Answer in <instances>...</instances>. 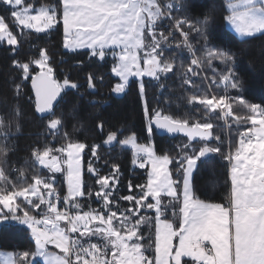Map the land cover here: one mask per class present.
<instances>
[{"label":"snow or ice","instance_id":"obj_1","mask_svg":"<svg viewBox=\"0 0 264 264\" xmlns=\"http://www.w3.org/2000/svg\"><path fill=\"white\" fill-rule=\"evenodd\" d=\"M0 5L8 14L0 15V43L14 46V50L21 43L9 27V17L21 31L37 34L50 32L62 21L64 49L100 61L113 58L111 72L119 81L112 92L118 95L136 83L144 97L152 86L150 81L163 90L169 74L185 68L186 52L191 59L183 84L196 90L188 104L203 106L206 117L189 113L176 118L151 109L145 100L150 136L155 125L164 133L187 138L176 156L158 154L153 143H139L135 133L120 140L116 132H108L104 146H130L132 163L149 169L144 184L128 182L129 191L136 188L138 194L117 195L119 165L105 174L103 166L94 163L102 159L98 155L102 145L72 141L67 132L65 145H45L31 153L50 175L34 174L28 181L24 170H6L0 161V232L28 231L34 243L33 249L4 254V264H39L40 260L43 264H264V105L242 95L233 53L211 42L214 13L191 18L190 10L200 7L194 0H62L59 7L0 0ZM221 7L223 20L237 40L264 36V0H223ZM176 32L182 40L174 39ZM37 53L29 62L14 60L13 64L22 70L24 80L31 79L35 111L43 114L55 134L63 122L55 110L58 98L70 90L78 91L80 85L67 76L62 81L56 78L46 48H38ZM31 65L39 71L33 74ZM205 65L213 73L211 82L203 78L197 84L194 78L200 72L196 69ZM133 77L138 81L131 80ZM94 79L89 74V89H95ZM212 85L222 87L224 94H207L204 90ZM21 87L16 85L17 93ZM229 90L236 94L229 95ZM234 106L246 114L236 113ZM229 118L237 126L250 127L238 131L236 146L233 149L229 144L225 152L221 136L214 134L217 125L213 120L228 123ZM12 123L5 126L0 118V157L6 158L11 150ZM15 126L19 131V125ZM97 127L103 133L102 121ZM86 149L93 158L87 168L93 184L84 177ZM211 154H221L230 166L225 203L202 199L194 185L200 162ZM12 173L17 174L15 179ZM56 173L64 174L66 193L56 186ZM50 245L58 251L50 250Z\"/></svg>","mask_w":264,"mask_h":264},{"label":"trees","instance_id":"obj_2","mask_svg":"<svg viewBox=\"0 0 264 264\" xmlns=\"http://www.w3.org/2000/svg\"><path fill=\"white\" fill-rule=\"evenodd\" d=\"M194 2L200 7L190 10L191 18H195L205 12L214 13L215 23L209 30V38L214 45L228 49L233 53L234 71L243 84L242 95L252 103L264 105V36H257L250 38L247 42H240L228 30L223 20L221 15L223 0H194ZM0 15L7 16L8 14L0 10ZM176 15L179 16L180 14L177 13ZM7 22L21 43L15 50L14 46L3 45L0 47V118H3L5 126H7L9 121L13 122L8 137L11 150L6 158L0 157V161L3 162L6 170L13 168L24 170L28 181L31 180L34 174L39 175L38 166L31 155L33 149H42L45 145L52 146L54 141H65V132L69 134V138L72 141L84 142L88 145H102L103 139L110 131L116 132L120 140L135 133L139 142H146L147 118L144 114L145 100L151 109L161 111L163 114L183 118L190 113L197 118L206 119V117H203V106L188 104V100L196 90L189 85L183 84V75L186 73V68L191 59L185 54V68L178 70L176 75L169 74V79L165 81L166 86L163 90L156 86L155 82L151 81L150 84L152 86L147 87L146 96L144 97L140 95L136 85L131 87L122 99H113L110 105L103 103L105 101L89 104V102H85L84 99H80L75 94L67 93V97L63 98L55 107L57 116H62L63 122L59 132L54 134L47 126L48 120L35 111L31 79L24 80L22 70L13 64L14 60L21 63L29 62L37 55L38 48L50 47V41L47 36L37 35L34 32L30 33L26 29L21 31V29L13 25L10 17ZM24 36L29 38L24 40ZM193 42L195 43V38ZM80 56L82 55L69 54L70 59L83 61ZM98 66L95 61H90L79 68L72 65L74 71L72 78L76 79L85 75L89 70H98ZM196 71L200 72V76L194 78L197 84H200L203 78H207V83L211 82L213 73L206 65L203 69H196ZM18 84L22 86L19 93L16 91V85ZM103 84H106V82ZM109 86L110 84L107 85L108 89ZM204 91L209 95L224 94L223 88H217L215 85H212L211 89H205ZM235 94V90H229V95ZM29 97H32V99H29ZM197 108L200 109L199 112L195 111ZM17 109H19V113H17ZM234 111L241 115L246 114L245 110L239 106H234ZM101 121L104 124L103 133L97 127ZM228 121L233 126L230 144L234 149L238 139L237 132L243 131L247 125L237 126L231 118ZM213 123L217 125L214 128L216 131L219 127L218 121L213 120ZM16 124L19 125V131L16 130ZM221 126L224 134L225 128L222 122ZM155 141V148L158 154L168 152L172 155V151L168 148V142L157 136ZM225 141L226 137L224 136L223 146L226 152L227 145ZM0 142H2V137H0ZM85 153L90 155L87 149ZM98 155L102 158L100 160L108 163V165H101L103 169L107 170L104 172L105 174L112 170L113 165H119L120 183L117 186L119 192L116 194L125 195L128 192L126 187L129 181L133 185L146 182L149 169H141L132 163L134 155L132 156L129 148L107 149L102 146L98 149ZM176 155L178 153L173 156ZM87 158L89 157L87 156ZM228 170L229 164L220 157L217 158L210 155V158L206 161L200 162L199 170L196 171L194 176V185L202 199H209L210 202L215 203L226 202L224 197L228 188L226 183L229 178ZM16 175V173H12L13 179L16 178ZM84 175L86 179L90 177L87 172ZM92 180L94 181V178ZM131 193L132 191L128 192V194ZM0 248L20 253L33 249L34 243L28 231L11 230L0 232Z\"/></svg>","mask_w":264,"mask_h":264},{"label":"flooded vegetation","instance_id":"obj_3","mask_svg":"<svg viewBox=\"0 0 264 264\" xmlns=\"http://www.w3.org/2000/svg\"><path fill=\"white\" fill-rule=\"evenodd\" d=\"M56 3L57 7L60 6V0L58 2V0H52L50 4ZM57 31H53L51 32L47 37V39L50 41V45H52L51 47H47L46 49L48 50V54L51 57V64L52 66L57 69L58 68V72H56V78H58L60 80L59 77H61V73L64 75L62 76L63 78H65L66 76L69 77L72 81L75 80L74 82L78 83L80 85L79 90H70L67 93L71 92L73 93V95L75 94L76 96H78L80 99H84L85 102H89V104H93L90 103V101L92 100H96V101H106V105H110L113 101V99H122L124 96H126V94L128 93V91L125 94H115L112 92V87H114L115 83H117L119 81V78L115 77L114 74H112L111 72V67L113 66L114 60H112V58L107 57L104 61H100L97 58H91L85 55L80 56V58L83 61H79L76 59H70L69 54L70 55H76L73 54L71 52H69L68 50L64 49L63 45L61 43H59V31L56 33ZM55 43H57V45H55ZM87 51V50H85ZM90 61H95L99 66L98 70H89L85 73V75H82L76 79H73V67H83L84 64L89 63ZM71 64V65H69ZM71 66V67H70ZM102 68V69H101ZM60 70V72H59ZM89 74L93 75L95 77L94 79V84H95V89H89L87 87V78L89 76ZM145 81H149L147 78H144ZM133 81H138V78H133ZM106 84H103L105 83ZM155 82V81H154ZM151 83V81H150ZM109 89L107 87V85H109ZM137 86L136 83H133L131 85V87L133 86ZM105 86V87H104ZM138 87V86H137ZM105 88V89H104ZM70 93V94H71ZM67 97V94H62V99ZM61 99V100H62ZM96 104V103H95ZM153 137V141H154V146L155 145V137H159L164 139L166 142L168 143H175L177 142V140L181 137V136H173L170 137L169 135H160L157 131V129H154V134L151 135ZM146 142L149 140V133H147V137H146ZM143 142V143H146ZM141 143V142H140ZM119 145V146H118ZM102 146L109 149V148H119L121 147L120 144H113L112 146H104L102 143ZM132 151H134L132 149ZM97 164V163H96ZM99 165H107L108 163H105L103 160L98 161Z\"/></svg>","mask_w":264,"mask_h":264},{"label":"rangeland","instance_id":"obj_4","mask_svg":"<svg viewBox=\"0 0 264 264\" xmlns=\"http://www.w3.org/2000/svg\"><path fill=\"white\" fill-rule=\"evenodd\" d=\"M51 1L52 0H27V2H33V3H35L36 4V6H39L40 4H48V5H55V6H57V4L56 3H53V4H50L51 3ZM54 1V0H53ZM58 2H59V0H58ZM60 2L62 3V0H60ZM61 3H60V5H61ZM0 10L3 12V13H6L5 12V10H4V6L3 5H0ZM227 28H228V30L233 34V32H232V30L227 26ZM53 31H59L60 33H59V43H61L62 45H63V39H64V35H63V25H62V21H61V23L56 27V28H54L53 30H51L50 32H47V33H40V34H37V35H44V36H48L51 32H53ZM56 32V33H57ZM48 38V37H47ZM3 45H7V43L6 42H4V43H0V47L1 46H3ZM55 45H57V43H55ZM7 46H9L10 47V45H7ZM52 46V45H51ZM50 46V47H51ZM82 52L83 51H85V50H81ZM185 54H187L186 52H185ZM35 58H37L38 57V53H37V55L36 56H34ZM109 58H112L111 56H108ZM112 60H113V58H112ZM31 68L33 69V74H35L36 72H38L39 71V69L38 68H36L35 67V65H31ZM56 70V72H58V68L57 69H55ZM61 75L62 76H64L62 73H61ZM59 77L60 78V80L62 81L64 78L63 77ZM134 78V77H133ZM133 78H131V80H133ZM145 78H147L149 81H150V78H148V77H145ZM58 79V78H57ZM59 80V79H58ZM31 81V80H30ZM154 82V81H153ZM33 96H34V94H33ZM218 121V128H217V130L215 131V130H213L214 131V134H218V135H220L221 136V142H222V144L224 145V136L226 137V152L228 151V148H229V144H230V137H232V135H231V131H232V124L228 121V123H225L224 121H222V120H217ZM221 122H222V124H223V126H224V128H225V130H224V134H223V132H222V130H221ZM220 123V124H219ZM229 125H231L230 127H229ZM247 127H250V125H247ZM123 140V139H122ZM68 141H58V142H53V145L51 146V147H53V148H58V147H60V146H62V145H65L66 143H67ZM139 142V141H138ZM149 142H151V143H153L154 144V141H153V137L152 136H150L149 135V140L146 142V143H149ZM183 142H187V138L185 137V136H181L178 140H177V142H175V143H169V146H168V148L172 151V155H175V154H181V148H180V145L183 143ZM140 143V142H139ZM212 143H216V141H213ZM121 146V148H129V150H130V152H131V154H132V156L134 155V151H132V148L130 147V146H122V145H120ZM169 151V150H168ZM53 154H55V155H59L58 153H53ZM87 156L89 157V158H87ZM211 156L212 157H217V158H223L222 157V155L221 154H211ZM134 157V156H133ZM85 160H86V162H85ZM93 159L91 158V156L90 155H87V153H84L83 154V156H82V167H83V170H84V174H85V172H87V168H88V166H89V162L90 161H92ZM100 161V160H99ZM86 163V164H85ZM95 164L97 163L98 164V161H95L94 162ZM228 163V162H227ZM37 166H38V171H39V175H50V173H48L47 172V169H43L38 163H35ZM86 165V166H85ZM99 165V164H98ZM108 165V164H107ZM171 167V166H170ZM102 171L103 172H106L107 170L106 169H103L102 168ZM87 174H88V172H87ZM56 175V180H57V187L59 188V189H62L63 190V192H66L67 191V184H66V180H65V176H64V174L63 173H56L55 174ZM84 177H85V175H84ZM94 177H87V179H86V177H85V179H86V181L89 183V184H93L94 183V181L92 180ZM117 186H119V185H117ZM96 187H98V185L96 186ZM134 190V191H133ZM126 191H128V192H130L129 191V189H128V187H126ZM128 192H126L125 193V195H130V194H128ZM133 193H136V194H138L139 193V189H132V193L131 194H133ZM117 195H119V196H123L122 194H117ZM122 204H124V205H127V202L126 201H122L121 202ZM93 207H98V205H93ZM148 215H154V213L153 214H151V213H147ZM31 237V236H30ZM32 239V238H31ZM49 248H50V250H53V251H58V250H55L54 248H53V246H49ZM8 253H12V254H15L14 252H12V251H6V250H3V249H1L0 248V264H4V259H5V255L4 254H8ZM37 259H39V258H37ZM187 259V258H186ZM39 264H43V261L42 260H40V262H39Z\"/></svg>","mask_w":264,"mask_h":264},{"label":"water","instance_id":"obj_5","mask_svg":"<svg viewBox=\"0 0 264 264\" xmlns=\"http://www.w3.org/2000/svg\"><path fill=\"white\" fill-rule=\"evenodd\" d=\"M32 88V87H31ZM32 92H33V90H32ZM33 94H34V92H33ZM61 99L62 98H58V103H57V105L60 103V101H61ZM57 105H56V107H57ZM43 115V114H42ZM153 128L155 129V125H153ZM157 131H158V133L160 134V135H169L170 137H173V135L172 134H167V133H164L163 132V130H159V129H157ZM183 136V134H176L175 136Z\"/></svg>","mask_w":264,"mask_h":264},{"label":"built area","instance_id":"obj_6","mask_svg":"<svg viewBox=\"0 0 264 264\" xmlns=\"http://www.w3.org/2000/svg\"><path fill=\"white\" fill-rule=\"evenodd\" d=\"M175 40H182L183 38L180 36V34H179V32H176V34H175V38H174ZM190 57V56H189ZM64 193H66V192H64Z\"/></svg>","mask_w":264,"mask_h":264},{"label":"crops","instance_id":"obj_7","mask_svg":"<svg viewBox=\"0 0 264 264\" xmlns=\"http://www.w3.org/2000/svg\"><path fill=\"white\" fill-rule=\"evenodd\" d=\"M228 171H230V166H229V170ZM174 222H176V221H174ZM178 223V222H177Z\"/></svg>","mask_w":264,"mask_h":264}]
</instances>
